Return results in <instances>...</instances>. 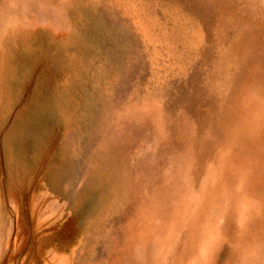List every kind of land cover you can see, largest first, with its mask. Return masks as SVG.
Segmentation results:
<instances>
[{
	"label": "rangeland",
	"instance_id": "obj_1",
	"mask_svg": "<svg viewBox=\"0 0 264 264\" xmlns=\"http://www.w3.org/2000/svg\"><path fill=\"white\" fill-rule=\"evenodd\" d=\"M184 1L0 0V264L247 263L264 142Z\"/></svg>",
	"mask_w": 264,
	"mask_h": 264
},
{
	"label": "bare ground",
	"instance_id": "obj_2",
	"mask_svg": "<svg viewBox=\"0 0 264 264\" xmlns=\"http://www.w3.org/2000/svg\"><path fill=\"white\" fill-rule=\"evenodd\" d=\"M184 4L207 19L204 32L210 38L215 92L222 102L233 93L244 97L249 118L236 130V143L264 142V0H185ZM226 206L209 236H251L246 264H264V193L246 192ZM258 229L260 233L253 234Z\"/></svg>",
	"mask_w": 264,
	"mask_h": 264
}]
</instances>
